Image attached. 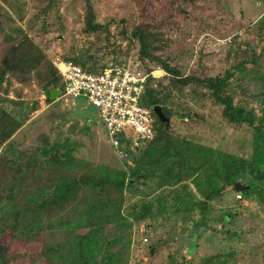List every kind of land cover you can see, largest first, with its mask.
Returning a JSON list of instances; mask_svg holds the SVG:
<instances>
[{"label":"rangeland","instance_id":"1","mask_svg":"<svg viewBox=\"0 0 264 264\" xmlns=\"http://www.w3.org/2000/svg\"><path fill=\"white\" fill-rule=\"evenodd\" d=\"M90 2L96 21L108 26L107 41L105 36L83 32V0H0V59L18 40L20 32L16 28L21 27L50 60L56 55L65 58L88 50L94 55L95 67L99 70L102 65L119 67L117 64L121 63L130 70L159 71L158 75H163L159 83L168 100L171 119L168 126L163 125L147 97L142 95L139 104L150 111L154 139L139 141V149L126 164L116 160L101 115L85 98L62 97L49 103L46 98L40 100L44 93L35 82L24 89L12 84L9 97L16 98L15 92L21 89L17 97L23 102L18 111L24 113L30 125L21 132L22 145H33L38 133H45L53 140L76 143L75 167L73 171L61 169L60 175L77 177L89 167L96 177L100 176V181L83 186L63 209L58 206L45 220L44 230L37 239L26 241L6 233L1 242L7 249L9 264H71L75 245L71 246L85 234L100 243V247L87 249L94 260L104 258L109 264H197L203 258L216 255L226 264H264V201L259 202L255 196L246 198L228 189L220 199L211 202L204 226L196 224L200 218L196 209L189 214L132 222L128 216L130 207L152 200L154 194L145 196L144 184L137 185V196L125 190L119 192L110 182L114 183L124 174L156 167L162 153L156 151L155 144H161L163 133L232 156L250 157L251 127L228 124L221 116V108L211 102L202 85L172 88L169 74L156 63L142 61L138 57L137 42L129 45L119 31L137 25L161 31L165 41L159 45L157 55L182 77L228 76L227 92L233 96L234 103L251 110L255 126L264 128V27L261 23L264 0ZM102 167L109 170L104 171ZM246 182L247 178L238 181L242 186ZM185 183L200 198L193 184ZM118 201L120 212L111 213L112 205ZM168 202V206L173 204L170 198ZM88 225L94 229L90 231Z\"/></svg>","mask_w":264,"mask_h":264},{"label":"trees","instance_id":"2","mask_svg":"<svg viewBox=\"0 0 264 264\" xmlns=\"http://www.w3.org/2000/svg\"><path fill=\"white\" fill-rule=\"evenodd\" d=\"M83 2L85 13L83 32L105 36L104 39L107 41L110 36L108 26L96 21L90 0ZM261 18L264 27V14ZM16 29L20 32L18 40L0 59V264H9L7 249L1 242L6 233L11 237L24 238L26 241L37 239L44 230L45 220L55 213L58 206L63 209L78 195L83 186L87 187L90 183L95 185L100 181V176L96 177L89 167L85 173L77 177L60 175L63 168L73 171L72 167H75L77 161L74 154L77 149L76 143L53 140L45 133H38L36 135L38 140L33 145H22L20 135L23 129L26 131L29 128V120L25 118L24 113L18 111L22 104L20 102H23L17 97L21 89L15 92L16 98L11 100L9 88L14 84L24 89L30 87L33 81L45 94L46 100L55 103L61 99L63 83L53 61L26 30L21 27ZM119 34L129 45L132 41L137 42L138 57L142 61L146 59L148 62L156 63L169 74V85L172 88L202 85L209 93L211 102L221 108V116L228 124L246 125L253 129V149L249 158L232 156L189 139L163 133L161 144H155L156 151L162 153L161 162L156 164V167L124 174L123 177L116 178L114 183L110 180L112 188L119 192L125 190L137 196L139 194L137 185L144 184L146 187L144 195L154 194L152 200H144L130 207L128 213L130 220L142 222L146 219L166 217L169 214H189L192 209H196L200 214L196 224L204 226L203 222L212 208L211 202L220 199L228 189L236 192L234 184L245 178L247 182L240 193L246 198L255 196L259 202H263L264 128L261 125L255 126V117L251 110L234 103L233 96L227 92L228 76L182 77L177 69L170 67L167 61L155 53L160 48L159 45L165 41L161 31L137 25L130 30L121 29ZM63 59L72 61L89 73H98L106 68L105 65H102L100 70L96 68L94 55L88 50ZM117 65L124 67L121 63ZM144 71L150 73L152 70L148 68ZM162 76L158 81L149 76L143 95L147 97L149 105L161 106L163 114L170 121L171 110L159 83ZM50 89L60 91L58 99H50ZM134 155L135 153L128 151V159L119 161L116 156L115 158L128 164V160H132ZM105 167H102L104 171L109 170ZM106 179H102L103 183H106ZM187 181L193 184L200 198L191 193L188 184L185 183ZM165 189L169 191L164 192ZM157 191L159 193H156ZM168 198L173 203L170 206ZM120 208L118 201L112 205L110 212L118 214ZM88 229L90 231L94 229L93 225H88ZM80 236L71 246L74 248L75 245L73 252L75 257L70 260L71 264H109L104 258L95 261L93 254L89 252L96 246L100 247V243L92 241L89 234ZM197 264L226 263L219 260V256L216 255L203 258Z\"/></svg>","mask_w":264,"mask_h":264},{"label":"built area","instance_id":"3","mask_svg":"<svg viewBox=\"0 0 264 264\" xmlns=\"http://www.w3.org/2000/svg\"><path fill=\"white\" fill-rule=\"evenodd\" d=\"M52 61L62 78L61 98L83 97L98 109L109 136V144L119 161L128 159V151H137L139 141L154 139L150 111L139 101L148 77L159 78V71L145 73L127 67H106L98 73H89L61 56L56 55ZM45 98L42 94L40 100L44 101Z\"/></svg>","mask_w":264,"mask_h":264},{"label":"water","instance_id":"4","mask_svg":"<svg viewBox=\"0 0 264 264\" xmlns=\"http://www.w3.org/2000/svg\"><path fill=\"white\" fill-rule=\"evenodd\" d=\"M59 96H60L59 90L50 89V99L51 100H56L59 98ZM152 111L162 123H165L167 126L169 125V119L165 117V115L163 114L161 106L159 105L153 106ZM234 188L236 192H241L245 187L237 182L234 184ZM152 252L153 251H151L150 253Z\"/></svg>","mask_w":264,"mask_h":264}]
</instances>
